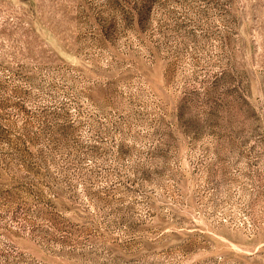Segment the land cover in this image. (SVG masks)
<instances>
[{
	"label": "rangeland",
	"instance_id": "obj_1",
	"mask_svg": "<svg viewBox=\"0 0 264 264\" xmlns=\"http://www.w3.org/2000/svg\"><path fill=\"white\" fill-rule=\"evenodd\" d=\"M0 264H264V0H0Z\"/></svg>",
	"mask_w": 264,
	"mask_h": 264
}]
</instances>
